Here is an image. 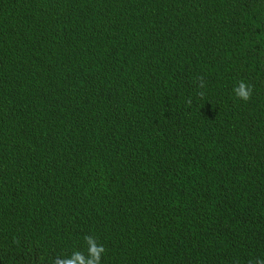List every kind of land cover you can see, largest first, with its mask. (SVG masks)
Instances as JSON below:
<instances>
[{"label":"trees","instance_id":"trees-1","mask_svg":"<svg viewBox=\"0 0 264 264\" xmlns=\"http://www.w3.org/2000/svg\"><path fill=\"white\" fill-rule=\"evenodd\" d=\"M85 235L102 264L264 259V0H0V264Z\"/></svg>","mask_w":264,"mask_h":264},{"label":"clouds","instance_id":"clouds-1","mask_svg":"<svg viewBox=\"0 0 264 264\" xmlns=\"http://www.w3.org/2000/svg\"><path fill=\"white\" fill-rule=\"evenodd\" d=\"M198 88L205 87L202 77L197 78ZM201 98L204 92L198 93ZM233 94L236 99L248 102L253 95V86L241 80L233 87ZM190 102V101H189ZM83 250H74L69 253H61L52 259V264H102V257L106 249L103 244L98 242L94 235H85L83 237ZM256 264H264V259H257Z\"/></svg>","mask_w":264,"mask_h":264}]
</instances>
